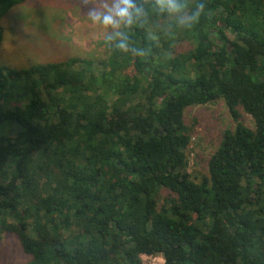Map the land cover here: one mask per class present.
Wrapping results in <instances>:
<instances>
[{
	"label": "trees",
	"instance_id": "1",
	"mask_svg": "<svg viewBox=\"0 0 264 264\" xmlns=\"http://www.w3.org/2000/svg\"><path fill=\"white\" fill-rule=\"evenodd\" d=\"M31 1L0 0V46ZM203 2L186 29L137 0L128 51L0 64V262L14 237L18 264H264V0ZM217 102L234 126L195 177L187 114Z\"/></svg>",
	"mask_w": 264,
	"mask_h": 264
},
{
	"label": "rangeland",
	"instance_id": "2",
	"mask_svg": "<svg viewBox=\"0 0 264 264\" xmlns=\"http://www.w3.org/2000/svg\"><path fill=\"white\" fill-rule=\"evenodd\" d=\"M32 1L8 16L4 43L0 46V64L23 66L29 62L59 61L79 53L102 55L105 48L100 43L107 39L108 32L87 19L85 7L60 0ZM250 122L248 117L246 124L250 126ZM187 123L193 128L189 172L199 177L221 131L233 128L234 123L223 102L190 109ZM24 260L16 238L4 239L0 264H18ZM141 260L143 264H164L160 256H142Z\"/></svg>",
	"mask_w": 264,
	"mask_h": 264
},
{
	"label": "clouds",
	"instance_id": "3",
	"mask_svg": "<svg viewBox=\"0 0 264 264\" xmlns=\"http://www.w3.org/2000/svg\"><path fill=\"white\" fill-rule=\"evenodd\" d=\"M155 8L174 16L177 23L186 29L194 27L205 12L203 0H197L191 12L186 10L185 0H155ZM144 15L145 11L137 0H92L87 11V19L106 29L108 39L123 38L117 45L123 51H128L130 45L124 32L117 30L132 26ZM137 54L143 55L142 52Z\"/></svg>",
	"mask_w": 264,
	"mask_h": 264
},
{
	"label": "built area",
	"instance_id": "4",
	"mask_svg": "<svg viewBox=\"0 0 264 264\" xmlns=\"http://www.w3.org/2000/svg\"><path fill=\"white\" fill-rule=\"evenodd\" d=\"M148 257H152V256H148Z\"/></svg>",
	"mask_w": 264,
	"mask_h": 264
}]
</instances>
